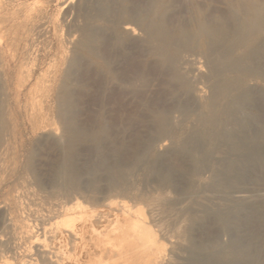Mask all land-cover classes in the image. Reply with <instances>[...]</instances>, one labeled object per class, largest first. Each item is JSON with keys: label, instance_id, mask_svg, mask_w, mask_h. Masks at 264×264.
Returning a JSON list of instances; mask_svg holds the SVG:
<instances>
[{"label": "rangeland", "instance_id": "obj_1", "mask_svg": "<svg viewBox=\"0 0 264 264\" xmlns=\"http://www.w3.org/2000/svg\"><path fill=\"white\" fill-rule=\"evenodd\" d=\"M138 1L0 0V220L7 224L9 215L27 216L40 234L47 224L42 219L55 209L51 206L55 203L78 197L87 209L90 206L89 211L114 220L119 213L113 214V209L120 200L145 214L163 255L158 249L159 255L144 258L143 254V261L125 250L130 259L115 256L109 260H116L115 264H264V132L256 120L259 104L264 102V59L257 65L258 56L251 57L252 66L247 68L239 61L264 45V32L255 35L257 40L252 32L259 24L249 23L258 16L263 24L259 27H264V0H254V6L260 8H254L258 15L241 8L248 0ZM229 1L236 5L231 3L236 9L234 31L214 45L210 35L214 36L216 28H224L221 14ZM243 22L246 28L249 25L247 29ZM239 31L240 35L251 32L249 50L246 46L239 49ZM197 33L203 37L202 43L194 38L199 37ZM185 39L192 43L185 45ZM123 55L138 57L149 72L156 67L159 77L149 73L142 79L133 73L121 76ZM92 74H98L100 80H92ZM113 91L123 94L124 102L117 103L116 109ZM122 106L127 110L121 111ZM57 110L63 114L59 116ZM114 111L133 113L136 121L126 123L124 116L120 123L111 124ZM91 114L99 115L100 126H88ZM138 137L142 144L136 151ZM77 140L85 147L94 144L100 151L89 159L83 148L78 150L75 165L82 172H75L83 175L75 179L77 174L72 177L67 167V155L70 143ZM54 181L58 189L52 187ZM90 181L98 187L92 188ZM64 185L70 191L62 190ZM89 186L96 187V193ZM65 191L67 196L73 191L77 194L69 199ZM17 199L24 205L22 213L17 210ZM110 202L116 204L112 203L107 214ZM27 209L38 211L35 218L40 220L28 215ZM2 220L0 227L5 230L0 231L4 241L0 240V255L8 252L13 260V238ZM85 256L82 264L90 260L97 264L101 259Z\"/></svg>", "mask_w": 264, "mask_h": 264}, {"label": "bare ground", "instance_id": "obj_2", "mask_svg": "<svg viewBox=\"0 0 264 264\" xmlns=\"http://www.w3.org/2000/svg\"><path fill=\"white\" fill-rule=\"evenodd\" d=\"M22 1V0H21ZM31 1V0H30ZM136 1V3L138 2V3H140V1H138V0H135ZM211 2H216V3H218V2H221V0H210ZM256 1V0H255ZM231 3L232 2H230L229 1V4L227 5V9L224 11V12H222V19H223V23H224V28L222 29V28H219L218 26V28H216L215 30H213V32L212 33H215L214 34V36H212V35H210L212 38H213V40H211V42L212 43H214V45H218V43L219 42H221L222 41V36H225L226 34L228 35L229 33L230 34H232V32L234 31V26H235V24H234V15L233 14H235V12H236V9L234 8V6L236 7V5H234L233 3H232V5H234V6H232L231 5ZM35 4V3H34ZM138 5V4H137ZM255 5V2H254V0H248V3H246L244 6H241V8H243V9H246L245 11H246V13H247V10H248V12L250 11H252V10H254V8L257 6H254ZM103 5H102V3H101V7H102ZM237 6H238V4H237ZM258 7V6H257ZM239 8V7H238ZM102 9H104V8H102ZM258 9H260L259 7H258ZM7 10V9H6ZM121 10H122V8H121ZM245 11H243V12H245ZM261 11V10H260ZM122 12V11H121ZM254 12L255 13H257L255 10H254ZM190 13V12H189ZM253 13V12H252ZM254 13V14H255ZM260 13H262V12H260ZM260 13H259V15H260ZM121 14V13H120ZM191 14V13H190ZM250 15V14H249ZM256 15V14H255ZM257 15H258V13H257ZM42 16H43V14H42ZM123 16V15H122ZM252 16V15H251ZM249 17V16H248ZM125 18V17H124ZM128 18V17H127ZM126 18V19H127ZM199 18V17H198ZM258 18V16L256 17H253L252 19H250L251 21L249 22L250 24H255V25H257V24H259V25H262L263 26V24H260V20H259V18ZM262 18V17H261ZM260 18V19H261ZM45 19V18H44ZM120 19H123V18H120ZM119 19V20H120ZM129 19V18H128ZM172 17L169 19V22H170V20H171V22H172ZM47 20V19H46ZM91 20V19H90ZM264 20V19H263ZM15 21V20H14ZM92 21V20H91ZM197 21H199V20H197ZM233 21V22H232ZM38 22V21H37ZM43 22V21H42ZM46 22V21H45ZM89 22V24L91 23L90 21H88ZM232 22V23H231ZM41 23V22H40ZM126 22H124V24H125ZM199 23V27L201 28V24H200V22H198ZM197 23V24H198ZM244 23V22H243ZM263 23V22H262ZM86 25V26H88V30H89V26L90 25ZM225 24H227V27L225 28ZM245 24V23H244ZM203 25V24H202ZM214 25V24H213ZM243 25V24H242ZM241 25V26H242ZM259 25H258V27L256 26V29H255V31H253L252 30V32H253V36L255 37V35H260V34H262L263 32H264V27H259ZM33 26V25H32ZM41 26H42V24H41ZM40 26V27H41ZM95 26V25H94ZM212 26V25H211ZM239 26H240V24H239ZM240 26V27H241ZM245 28H246V24L245 25H243ZM242 26V27H243ZM247 26L249 27V25L247 24ZM198 27V26H197ZM203 27V26H202ZM247 27V28H248ZM253 27V26H252ZM33 28V27H32ZM36 28V27H35ZM34 28V29H35ZM90 28H91V26H90ZM244 28V29H245ZM246 28V29H247ZM255 28V27H254ZM198 29V31H200V29L199 28H197ZM212 29H214V28H212ZM244 29H242L241 31H243V33H245L244 31L246 30H244ZM251 29V28H250ZM250 29H248V30H250ZM32 30V29H31ZM84 30V29H83ZM87 30V31H88ZM91 30V29H90ZM88 31L89 33L92 31ZM124 30H127V29H124ZM163 30H164V28H163ZM208 30H210V29H208ZM239 30H240V28H239ZM34 31V30H33ZM50 31V30H49ZM161 31H162V29H161ZM205 31H206V29H205ZM241 31H239V35L240 34H242V33H240ZM83 32H85V31H83ZM207 32V31H206ZM262 32V33H261ZM30 33V32H29ZM36 33V32H35ZM87 33V32H86ZM86 33H85V36H86ZM93 33V32H92ZM201 33H202V30H201ZM208 34L210 33V31L209 32H207ZM189 34V33H188ZM192 34V33H191ZM198 34V33H197ZM251 32L250 33H248L247 32V34L245 35H240V37H239V49L240 50H242L241 48H243V47H245L246 46V48H247V46H248V42H249V40H251ZM90 35V34H89ZM91 35H93V34H91ZM85 36L83 37V38H85ZM198 36H199V34H198ZM252 36V37H253ZM258 36H256L255 37V39L257 40V37ZM90 37V36H89ZM167 37H168V35H167ZM192 37V36H191ZM253 37V38H254ZM169 38V37H168ZM194 38H199L198 40H199V43H202L201 42V40L202 41H204L203 40V37H197V35L194 37ZM260 38V37H259ZM36 39V38H35ZM38 39V38H37ZM43 39V38H42ZM192 40H193V37H192ZM192 40H190V39H185V41H184V43H185V45H190L191 43H192ZM197 40V41H198ZM260 40V39H259ZM258 40V41H259ZM71 41V40H70ZM92 41V40H91ZM69 42V41H68ZM84 42V41H83ZM87 42V41H86ZM85 42V43H86ZM252 43H253V41H251ZM251 42H250V44H251ZM84 43V45H83V47L85 46V45H87V44H85ZM248 43V44H247ZM83 44V43H82ZM89 44V43H88ZM204 44V43H203ZM31 45H32V43H31ZM34 45V44H33ZM202 45V44H201ZM213 45V44H212ZM259 45H261V44H259ZM2 46V45H1ZM252 45H250V46H248V47H251ZM258 47V46H257ZM0 48H2V47H0ZM30 48V47H29ZM253 48V47H252ZM22 49V48H21ZM245 49V48H244ZM248 49V48H247ZM254 49V48H253ZM249 50V49H248ZM30 51V50H29ZM28 51V52H29ZM36 52H37V50H36ZM40 52V51H39ZM119 52V51H118ZM242 52V51H241ZM249 52V51H248ZM240 53V52H239ZM248 53H246V54H244V55H247ZM243 55V56H244ZM7 56V55H6ZM27 56H29V55H27ZM124 56V55H123ZM250 58H248L247 56V58L245 59V58H243V59H239V61L242 63V65H243V68H247V67H251L252 65H250V63H252V62H248V61H251V57H254V56H258V60H257V65H259L261 62H263V59H264V45L262 44L261 45V48H257V49H254V50H252V52H251V54L250 55H248ZM37 57L38 56H36V59H37ZM55 57V56H54ZM239 58H242V54L240 55V57ZM55 59V58H54ZM123 59V61H124V65L125 66H123L122 68H123V72H122V74H121V76L123 75V76H126V74H129V73H133V74H136L140 79H142V77H144V74H147V73H149V75L151 74V75H153V76H157V77H159V71H158V69L156 68V67H153V70H150V72H149V70H146V68L144 67V65H142V63L138 60V57L136 58V57H133V56H124V58H122ZM249 59V60H248ZM30 60V59H29ZM52 61V60H51ZM54 61V60H53ZM253 61H256V60H253ZM34 62V61H33ZM45 62V61H44ZM28 63H30V62H28ZM49 63V62H48ZM71 63V62H70ZM122 64H123V62H122ZM29 65V64H28ZM33 67V66H32ZM48 67H49V65H48ZM28 68V67H27ZM49 71V70H48ZM9 74V73H8ZM39 75V74H38ZM2 76V75H1ZM66 76H68V75H66ZM66 76H65V78H66ZM91 79L93 80H97V81H99L100 80V78H99V76H98V74L96 75H94V74H92L91 76ZM239 77H240V75H239ZM139 78H138V80H139ZM244 78V77H243ZM68 79H69V77H68ZM239 79H242V78H239ZM12 81V80H11ZM139 81H141V80H139ZM1 82V81H0ZM30 83V82H29ZM64 84V83H63ZM240 84V83H239ZM242 85V84H241ZM61 87H63L62 85H61ZM241 87H243V85L241 86ZM26 88V87H25ZM64 88V87H63ZM9 89V88H8ZM240 89V88H239ZM242 89H244V88H242ZM25 90V89H24ZM61 91H64L62 88H61ZM60 91V92H61ZM4 92V91H3ZM2 92V93H3ZM9 92H10V90H9ZM19 92H20V90H19ZM59 92V93H60ZM66 92V91H65ZM112 92V91H111ZM110 92V93H111ZM115 91H113V95H112V100H113V102L115 103V105H114V108H115V106L117 105V103H120L121 102V104H122V102H124L123 101V94L121 93V92H115ZM1 93V94H2ZM61 94V93H60ZM66 93H64V95H65ZM68 94V93H67ZM10 95V94H9ZM11 96V95H10ZM70 97V96H69ZM61 98H63L62 96H61ZM66 98H67V95H66ZM114 98V99H113ZM1 99H2V97H1ZM69 100L67 101V99H65L67 102H69L70 101V98H68ZM9 100V99H8ZM63 101H64V99H63ZM10 102V101H9ZM43 102V101H42ZM61 102V101H60ZM65 102V101H64ZM1 105V104H0ZM59 105H61V104H59ZM125 105V104H124ZM3 106V105H2ZM1 106V107H2ZM64 105H62V108H66V107H68V109H69V107H70V105L69 106H66V107H63ZM59 107V106H58ZM125 106H122V107H120L119 109L122 111V109L124 108ZM127 107V106H126ZM59 108H61V106L59 107ZM116 109V108H115ZM123 110H125V109H123ZM126 110H127V108H126ZM125 110V111H126ZM57 111H59L58 112V114L59 113H61V114H63L62 113V110H57ZM61 111V112H60ZM67 111H69V110H67ZM71 111V110H70ZM69 111V112H70ZM121 111H120V113H118V111H114L115 112V115L113 116V114L111 113V116H112V118H113V120H111V122H113V123H111V124H116V123H120L121 121H122V119H123V117L124 116H126L125 118H126V123H130L131 124V122H133L134 123V121H136V119H134L135 117H136V115H135V117H134V115H133V113H130V114H127V115H122L121 114ZM124 111V114H126V112ZM1 112H2V110H0V114H1ZM68 113V112H67ZM2 114H3V112H2ZM61 114H59V116L61 115ZM64 114H66V113H64ZM134 114H136V113H134ZM258 116H257V118H256V120H258L260 123H262V128H261V130H260V132H264V102H260V104H259V114H257ZM63 117L64 116H61V118L63 119ZM69 117V116H68ZM101 117V116H100ZM12 118V117H11ZM73 117L71 116V119H72ZM65 119H66V116H65ZM69 119H70V117H69ZM8 120V119H7ZM64 120V119H63ZM256 120L254 121V122H256ZM2 121V120H1ZM66 121V120H65ZM67 121L68 122H70L71 123V121H69L68 119H67ZM109 121V120H108ZM118 121H120V122H118ZM52 123V122H51ZM51 123H50V125H51ZM89 123H90V125H88V126H91V128H92V126L94 127H96V125H99L100 126V118H99V115L97 114L96 116L95 115H93V114H91L90 115V118H89ZM102 123V122H101ZM125 123V122H124ZM258 122H256V124H257ZM3 124V123H2ZM48 124V123H47ZM54 124V123H53ZM52 124V125H53ZM67 124H69V123H67ZM110 124V123H109ZM70 125V124H69ZM72 125V124H71ZM258 125V124H257ZM8 126H9V124H8ZM54 126V127H53ZM52 127H51V129L53 128L54 130H56L57 128H55L56 126L55 125H53ZM110 126V125H109ZM113 127V126H112ZM89 128V127H88ZM91 128H89L90 130H91ZM50 128H49V130H51ZM51 130L52 132H55L54 130ZM41 130V129H40ZM69 131H71L70 129H68ZM73 130V129H72ZM158 130V129H157ZM258 130V129H257ZM256 130V131H257ZM51 131H49V132H51ZM59 131V130H58ZM58 131H56V133L58 132ZM42 132V131H41ZM44 132V131H43ZM46 132V131H45ZM44 132V133H45ZM72 132V131H71ZM90 132V131H89ZM158 132H160L159 130H158ZM257 132H259V131H257ZM256 132V133H257ZM47 133V132H46ZM55 133V134H56ZM67 133L68 134H70L68 131H67ZM67 133H65L66 135H68ZM9 134V133H8ZM49 133H47V135H48ZM95 134V133H94ZM4 135H6V134H4ZM45 135V134H44ZM52 135H54V133L52 134ZM64 135V134H63ZM66 135H65V137H66ZM57 136V135H56ZM90 136H91V134H90ZM152 136V135H151ZM1 137V136H0ZM6 137H7V135H6ZM51 136H49V138H50ZM13 138V137H12ZM140 138L141 137H138V140L135 142L136 144H135V150L138 148V149H140L141 148V144H142V142H140L139 140H140ZM12 140V139H11ZM94 140V139H93ZM78 141H80V140H77L76 142H74V141H72L71 143H70V148H69V153H68V157H67V163H68V168H69V170H67V171H69V172H71V176L72 177H76L75 175L77 174V173H79L81 170H82V168H81V170L78 172V170H76L78 167H76V165H75V160H76V158H77V152H78V150H83L84 149V151L86 152V154H87V156L86 157H88L89 159H91L90 157L92 156V155H94L95 153H97V151H100L99 150V147L98 146H94V144L93 145H90V146H87L86 145V147H85V145H83V144H81V142L79 143ZM92 141V140H91ZM10 143V142H9ZM36 143H37V141H36ZM39 144V143H38ZM6 145V144H5ZM13 145V144H12ZM10 146V145H9ZM8 146V147H9ZM14 146V145H13ZM39 146V147H38ZM36 145V146H34V147H36L35 149H38V150H40V145ZM4 147V146H3ZM15 147V146H14ZM43 147V146H42ZM98 147V148H97ZM130 147H131V145H130ZM81 148H83V149H81ZM7 149V148H6ZM5 149V150H6ZM9 149V148H8ZM34 149V148H33ZM21 151V150H20ZM25 151V150H24ZM84 151H82V152H84ZM137 151V150H136ZM31 152H33L32 150H31ZM6 153L8 154L9 152H7L6 151ZM22 153V152H21ZM24 153V152H23ZM30 153V152H29ZM28 153V154H29ZM36 153V152H35ZM38 153H40L39 151H38ZM20 154V153H19ZM26 154V153H25ZM85 154V155H86ZM98 154H99V152H98ZM22 155V154H21ZM38 155V154H37ZM12 156V155H11ZM31 155H28L27 157H30ZM34 156L36 157V155L34 154ZM18 157H20V156H18ZM34 157V158H35ZM38 157V156H37ZM36 157V158H37ZM24 158V157H23ZM22 158V159H23ZM15 159V158H14ZM31 159H33L32 157H31ZM13 160V159H12ZM18 160V159H17ZM17 160H16V162H17ZM28 160H30V159H28ZM28 160L26 161V162H28ZM64 162H65V160L64 159H62ZM101 160V159H100ZM103 160V159H102ZM31 161V160H30ZM36 161V160H35ZM35 161H33V162H35ZM61 162L62 164H64V162ZM99 161V160H98ZM6 162V161H5ZM23 162V161H22ZM26 162H25V164H26ZM33 162H31V163H33ZM37 162V164H38V161H36ZM87 162H89V160H87ZM91 162H92V160H91ZM101 162H103V161H101ZM10 163V162H9ZM13 163V162H12ZM11 163V164H12ZM31 163H28L29 165L31 164ZM44 163V162H43ZM42 163V164H43ZM105 162H103L102 164L103 165H105L104 164ZM24 164V163H23ZM22 164V165H23ZM35 164V163H34ZM89 166H90V163H87ZM96 164V163H95ZM101 163H100V161H99V164H97L98 166L100 165ZM4 165H5V163H4ZM28 165V166H29ZM44 165H46V164H44ZM48 165V164H47ZM56 166H57V164H55ZM92 165V164H91ZM97 165H95V166H97ZM26 166V165H25ZM30 166H33L34 168H35V165H30ZM43 166V165H42ZM42 166H41V169H43L44 168V166H43V168H42ZM18 167V166H17ZM32 167V168H33ZM39 167V166H38ZM50 167V166H49ZM51 167H53L52 165H51ZM64 167V169H66L65 168V166H62V168ZM100 167V166H99ZM102 167V166H101ZM11 168V167H10ZM22 168V167H21ZM27 168V167H26ZM86 168H87V166H86ZM86 168L84 169V171L86 170ZM91 168V167H90ZM92 168H94V167H92ZM104 168V167H103ZM14 169V168H13ZM19 169V168H18ZM41 169H39V171L41 170ZM47 169V168H46ZM51 169V168H50ZM49 169V170H50ZM15 170V169H14ZM36 170H38V168H36ZM48 170V169H47ZM88 171H89V167H88V169H87ZM90 170H92V169H90ZM104 170H105V168H104ZM107 170V169H106ZM114 170V169H113ZM112 170V171H113ZM75 171H77V173L75 172ZM93 171V170H92ZM15 172V171H14ZM32 172H34V171H32ZM40 172H42V171H40ZM47 173L49 172V173H52L51 171H46ZM66 172V171H65ZM65 172H63L64 174H65ZM82 172V171H81ZM87 172V171H86ZM110 172V171H109ZM115 172V171H114ZM117 172V171H116ZM4 173H5V171H4ZM11 173V172H10ZM35 173H37V172H35ZM46 173V174H47ZM66 173H68V172H66ZM75 173V174H74ZM85 173V172H84ZM25 174H27V171H26V173ZM62 174V173H61ZM80 174H82V173H80ZM80 174H77V177L75 178V179H77L78 178V176L80 175ZM110 174V173H109ZM9 175H11V174H9ZM17 175V174H16ZM37 175V174H36ZM40 175V174H39ZM43 175H44V177H45V173H43ZM59 175V174H58ZM74 175V176H73ZM83 175V174H82ZM85 175V174H84ZM91 175H94V174H91ZM4 176H6L7 177V175H4ZM3 176V177H4ZM63 176V174L60 176L59 175V177H61V178H63L62 177ZM66 176V175H65ZM116 176V174L115 173H112V178H116L115 177ZM27 177H28V175H27ZM47 177V176H46ZM45 177V180H47V178ZM68 177H69V175H68ZM67 176H66V178H67V181H68V179H69V181L68 182H70V178H68ZM93 177V176H92ZM94 177H95V175H94ZM53 178V177H52ZM61 178H59V180L61 179ZM30 179V178H29ZM49 179V178H48ZM56 179V178H55ZM58 179V178H57ZM91 179V178H90ZM96 179V178H95ZM28 180V179H27ZM31 180V179H30ZM44 180V181H45ZM19 181V180H18ZM49 181H50V179H49ZM48 181V182H49ZM52 181V180H51ZM75 181V180H74ZM94 181V180H93ZM30 182V181H29ZM36 182V181H35ZM34 182V183H35ZM43 182V181H42ZM46 182V181H45ZM90 182H92V181H90ZM15 183V182H14ZM30 183H33V182H30ZM33 183V184H34ZM59 183V182H58ZM93 183L94 182H92V184H91V187L93 186H96V187H98L97 186V184L96 185H93ZM95 183H96V180H95ZM25 184H27V183H25ZM36 184V183H35ZM37 185V184H36ZM46 185H48V183L46 184ZM49 185H52V183L50 182L49 183ZM56 184H55V181H54V185L52 186V187H54ZM27 186V185H26ZM42 186V185H41ZM59 186H60V183H59ZM58 186V187H59ZM65 186V185H64ZM63 186V187H64ZM68 186L69 185H67V186H65L66 188H61L62 190L63 189H67V190H69L70 191V189H68ZM13 187V186H12ZM28 187H31V186H28ZM27 187V188H28ZM90 187V186H89ZM90 187V188H91ZM92 187V188H93ZM96 187L94 188L95 190H93L92 188V190H93V193H96L95 191H96ZM50 188H51V186H50ZM54 188H57L56 186L54 187ZM54 188H51V189H54ZM89 188V189H90ZM11 189V188H10ZM31 189V188H30ZM32 189H33V187H32ZM58 189V188H57ZM56 189V190H57ZM61 189H59V190H61ZM18 190V189H17ZM36 190H38V189H36ZM50 190V189H49ZM59 190H57L58 192H59ZM66 190V191H67ZM92 190H90V192L92 191ZM12 191V190H11ZM11 191H9V192H11ZM21 191V190H20ZM45 191H46V189H45ZM65 191V192H66ZM68 191V192H69ZM79 191V190H78ZM81 191H83V190H81ZM44 192V191H43ZM49 192H51V193H53L52 191H49ZM62 191H60V193H61ZM64 192V191H63ZM75 191H73L72 193H74ZM12 193V192H11ZM32 193H33V191H32ZM39 193V192H38ZM45 193V192H44ZM54 193H56V191L54 190ZM71 192H70V194H69V196L71 197L73 194H72ZM42 194V193H41ZM48 195V193H45V195ZM50 194V193H49ZM63 194V193H62ZM62 194H60V196L62 195ZM72 194V195H71ZM75 194H77L76 192H75ZM74 194V195H75ZM91 194H92V192H91ZM11 195V194H10ZM27 194H25V196H26ZM54 195V194H53ZM58 195V194H57ZM63 195H65V194H63ZM63 195H62V197H63ZM68 195V193L66 192V196ZM73 195V196H74ZM93 195V194H92ZM18 196V195H17ZM38 196V195H37ZM44 196V195H43ZM49 196V195H48ZM65 196V197H66ZM69 196H67L68 198H69ZM78 196V195H77ZM79 196H81V194L79 193ZM50 197V196H49ZM53 197H55V196H53ZM64 197V198H65ZM76 197V196H75ZM41 199H42V197H40ZM14 199V198H13ZM26 199V198H25ZM47 199V198H46ZM49 199V198H48ZM60 199V198H59ZM58 199V200H59ZM70 199V198H69ZM72 199V201H70L69 203L68 202H66L65 203V201H63V203H55V205H51V206H54V210H53V208H52V210H51V212H49V215L48 216H46V219H45V216H44V218L42 219V220H44V221H46V225H43V227H42V230H40V231H42L40 234H39V232L35 229V227H34V225H33V223H30L28 220V218H27V216L26 217H24V218H22L21 216H15V217H13V216H10L9 215V217L7 218V224L2 220L3 218H1V220L4 222H2V224H5V225H7V227H8V229L11 231V234L10 235H12V240H11V244H12V246H10V248H11V253H13V255H12V259L13 260H15V262L13 261V260H10V257L8 256L9 254H8V252H6L7 253V255L6 254H4V256H3V254L2 255H0L1 257H0V264H82V257L84 256V255H86V256H90L91 254L92 255H94L95 257L97 256V257H100L101 259H99L98 260V262H97V264H102V262L104 261V259H108V261L109 260H111L112 258H114L115 256L117 257H120V256H122V255H124V253H125V250H127L130 254L129 255H131V253H133L134 255H139V256H137V258L138 259H142V255L144 254V258H145V255H149V254H152V255H154L155 253H158V255H159V252H160V255L162 254L161 253V249H159L158 248V245H157V242H156V240H157V238H156V240H155V237L156 236H154V233L152 232V230L149 228V225H147V218H145L146 216H145V214H143V212L141 213L140 212V210H138V209H136V210H134L133 208H131V207H129L128 205H127V203H125L124 201L122 202V201H120L119 200V202H121V203H117V205H115L113 202V204L116 206V207H114V209L112 208V203L110 202L108 205H107V203H105L106 205H107V214L109 213V211H112V209L114 210L113 212H115V213H113V214H116V213H119L118 215H117V217L116 218H114V220H107V218L106 217H108L106 214H100V213H97V212H95V210H93V211H89L88 209L90 208V206H89V208L87 209V204L86 205H83L84 203H82V202H84V201H79V198L77 197V198H71ZM78 199V200H77ZM10 200H11V196H10ZM38 200V199H37ZM56 200H57V198H56ZM81 200V199H80ZM111 200L113 201V199L111 198ZM46 201V200H45ZM110 200H108V202H109ZM114 201H118V200H114ZM16 202H18V199H17V201ZM24 202V201H23ZM43 202V201H42ZM58 202V201H57ZM60 202V201H59ZM61 202H62V199H61ZM10 204H11V202H9ZM19 203V202H18ZM17 203V204H18ZM33 203V202H32ZM44 203V202H43ZM1 204H2V202H1ZM5 204V203H4ZM41 204V203H40ZM45 204V203H44ZM51 204V203H50ZM49 204V205H50ZM53 204V203H52ZM105 204H104V206H105ZM8 204H7V202H6V206H7ZM35 205V204H34ZM46 205H48V204H45V206ZM4 206V205H3ZM2 206V207H3ZM23 206V207H22ZM1 207V206H0ZM8 207V206H7ZM46 208V207H45ZM93 208V207H92ZM91 208V209H92ZM94 208H96L95 206H94ZM1 209V208H0ZM9 209V208H8ZM23 209H24V205H21L20 203H19V205H18V207H17V210L18 211H21V213L22 212H24L23 211ZM26 209V208H25ZM33 209V208H32ZM36 209V208H35ZM43 209V208H42ZM41 209V210H42ZM105 209V208H104ZM103 209V210H104ZM3 210V209H2ZM1 210V211H2ZM50 210V209H49ZM98 210V209H97ZM6 211V210H5ZM27 211H28V215H34V218H35V215H37V213H38V211H37V213H36V211L34 210V212L32 211V210H30V209H27ZM101 211V210H100ZM7 212V211H6ZM9 212V211H8ZM42 212H43V210H42ZM41 213V212H40ZM47 213V212H46ZM7 214V213H6ZM27 213H25V215H26ZM48 214V213H47ZM24 215V214H23ZM22 215V216H23ZM42 215V214H41ZM43 215H44V213H43ZM110 215V214H109ZM5 217H6V215H4ZM1 217V216H0ZM21 217V218H20ZM119 217V218H118ZM18 218H19V220H18ZM25 218H27V219H25ZM31 218V217H30ZM33 218V219H34ZM35 219H37V220H40V217L38 218H35ZM34 219V220H35ZM109 219V218H108ZM110 219H112V218H110ZM0 220V221H1ZM36 220V223L38 224L39 222ZM95 221L94 223H93V221ZM18 221V222H17ZM91 221H92V223H91ZM1 223V222H0ZM41 224H43L42 222H40ZM149 224V223H148ZM4 225V226H5ZM39 225V224H38ZM40 227V228H41ZM1 228V227H0ZM6 228V227H5ZM3 230H5L4 228H3ZM2 230V228H1V232L3 231ZM0 232V233H1ZM7 233H10V232H7ZM7 234H3V237L4 236H6ZM10 238V237H9ZM87 238H89L90 240H87ZM7 239H8V236L6 237V241H7ZM1 240V242L3 241V239L1 238L0 239ZM158 241V240H157ZM4 242V241H3ZM7 242H9V241H7ZM22 242V243H21ZM159 243V242H158ZM7 244V243H6ZM22 244V245H21ZM160 245H161V243H160ZM159 245V247L161 248V246ZM9 246V245H8ZM3 247V246H2ZM7 247V246H6ZM160 251H159V250ZM162 249H163V247H162ZM6 250H8V249H6ZM164 250V249H163ZM162 250V251H163ZM159 251V252H158ZM128 252H126V255L128 256ZM164 252V251H163ZM2 253H5V252H3L2 251ZM126 255H124V257L126 256ZM163 255V254H162ZM5 256H7V257H5ZM85 256V257H86ZM94 256H91V257H94ZM126 256V257H127ZM94 257V258H95ZM102 257H103V261H101L102 260ZM147 257H149V256H147ZM146 257V258H147ZM151 257H153V256H151ZM155 257V256H154ZM153 257V258H154ZM163 257V256H162ZM89 258V257H88ZM127 258H129V257H127ZM126 258V259H127ZM132 258V257H131ZM158 258V257H157ZM156 257H155V259H157ZM125 259V260H126ZM130 259V258H129ZM149 259V258H148ZM151 259V258H150ZM154 259V260H155ZM89 260V259H88ZM88 260H85V261H88ZM95 260H97V258L95 259ZM143 260V259H142ZM146 260V259H145ZM158 260V259H157ZM159 260H161V259H159ZM91 261V260H90ZM90 261H88L87 262V264L90 262ZM106 261V260H105ZM105 261H104V263L103 264H105ZM114 261H116V260H114ZM114 261L113 262H111V261H109V262H111L112 264L114 263ZM131 261V260H130ZM134 261V260H133ZM139 261V260H138ZM144 261V260H143ZM147 261V260H146ZM145 261V262H146ZM136 262V261H135ZM121 262H119V264H120ZM89 264H96V263H94V261L92 262H90ZM108 264V263H107ZM115 264V263H114ZM117 264H118V262H117ZM122 264V263H121ZM132 264H133V262H132Z\"/></svg>", "mask_w": 264, "mask_h": 264}]
</instances>
